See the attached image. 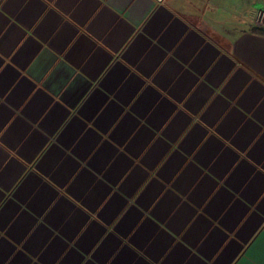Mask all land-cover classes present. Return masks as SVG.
Masks as SVG:
<instances>
[{"label": "crops", "instance_id": "1", "mask_svg": "<svg viewBox=\"0 0 264 264\" xmlns=\"http://www.w3.org/2000/svg\"><path fill=\"white\" fill-rule=\"evenodd\" d=\"M0 264H264V0H0Z\"/></svg>", "mask_w": 264, "mask_h": 264}]
</instances>
